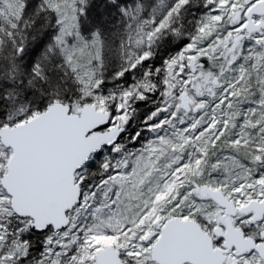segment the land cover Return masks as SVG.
<instances>
[{"label":"snow or ice","instance_id":"obj_1","mask_svg":"<svg viewBox=\"0 0 264 264\" xmlns=\"http://www.w3.org/2000/svg\"><path fill=\"white\" fill-rule=\"evenodd\" d=\"M0 264H264V0H0Z\"/></svg>","mask_w":264,"mask_h":264}]
</instances>
